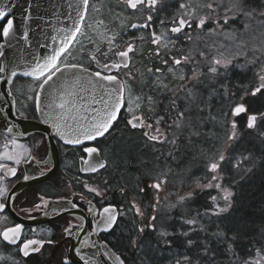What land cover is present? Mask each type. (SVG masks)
Here are the masks:
<instances>
[{
    "label": "flooded vegetation",
    "instance_id": "flooded-vegetation-1",
    "mask_svg": "<svg viewBox=\"0 0 264 264\" xmlns=\"http://www.w3.org/2000/svg\"><path fill=\"white\" fill-rule=\"evenodd\" d=\"M91 2L89 0L81 34L88 21ZM143 6L139 5L138 8ZM146 25L139 30L130 29L129 33L132 35L134 31H145L151 37L147 55L153 64H149V77L141 76L143 72L140 70L134 77L125 73L136 51L135 42L138 44L139 40L129 39L133 49L129 56V67H121L110 74L123 84L124 106L112 128L103 137L85 141L78 146L64 144L55 138L58 157L54 162L50 159L45 135L36 133L25 139H17L0 132V204L4 205L0 210V264H47L51 259L55 264H73L69 258L72 242L68 238V229H85L91 243L98 241L108 246L124 264H129V256L140 257L144 254V247L157 243L156 237H159L163 228L162 222L166 220L173 223L175 228L176 223L182 219L185 221L186 217L180 214V208L190 206L195 195H191V179L185 180L181 186L172 180V172H159L163 169H155L151 175L141 174L139 179L132 177L128 174V171L134 170L132 167L125 171L114 161L115 150L122 141L133 143L138 156L162 160L164 163L173 159L207 158L209 144L211 153L216 145L226 140L228 151L222 152L219 157L216 153L217 172L226 156H235L239 142L245 135L255 141L264 133V87H261L264 81L259 78L264 75V58L260 59L261 62L255 58L247 75L234 67L209 74L204 69V62H198L199 65L192 62V40L197 35L194 22L191 29L185 27L180 33L170 31L174 26L166 27L169 40L161 37L160 25ZM153 33L161 37L159 43H153ZM185 33H190V38ZM81 34L73 48H77ZM180 35L184 38L178 39ZM127 48L121 51H127ZM93 55L96 60L91 59ZM92 56H87V64L81 61L74 64L91 73H104L100 67L105 63H118L117 54L112 59L107 57L108 60L97 54ZM177 56L181 57L179 65L175 64ZM184 57L191 60L186 61ZM59 66L65 67L60 63ZM176 69L184 71L181 87H154L156 77L167 72L174 73ZM194 74L198 75L197 79ZM208 77L213 80L210 91L205 84ZM134 79L138 80V87H129ZM198 80L199 85L196 86ZM257 87H260L259 92L255 91ZM243 92L247 97L243 98ZM132 100L136 107L139 105L136 109L130 103ZM208 103L212 106L210 114L204 111ZM240 105L246 110L236 114L234 110ZM15 114L20 119L40 123L33 102L20 105L15 97ZM208 116H216L219 120L212 122ZM251 116H256V121L250 128L248 124ZM138 120L143 121L142 126L133 127ZM149 124H152L151 128ZM157 128L159 131H156ZM145 132L157 139H150L144 135ZM84 147H95L98 151L89 157L83 152ZM9 156L12 158L9 159ZM96 158L104 167L92 171L84 160L97 163ZM10 169L15 170L14 175ZM52 172L51 178L42 180L43 176ZM157 183L160 184L159 189L153 187ZM90 188L95 191H89ZM199 194L197 204L206 208L207 199L202 192ZM105 207H114L117 216L115 224L107 231L97 223ZM15 225H21L22 229L17 243L12 244L3 239L2 233ZM28 240L40 242L33 246L38 247L39 251H30L25 256L21 249Z\"/></svg>",
    "mask_w": 264,
    "mask_h": 264
},
{
    "label": "rangeland",
    "instance_id": "rangeland-1",
    "mask_svg": "<svg viewBox=\"0 0 264 264\" xmlns=\"http://www.w3.org/2000/svg\"><path fill=\"white\" fill-rule=\"evenodd\" d=\"M202 2H205V0H161V3H158L155 9H148L143 6L133 11L124 0H92L88 21L85 23V30L81 34L80 42L77 48L72 47L69 50L60 64H74L76 61L87 64V56H92V54L100 55L104 60H108L107 57L112 59L116 53L128 47L130 44L129 39L134 38L139 39L138 44L135 42L136 51L131 57L130 68L125 73L134 77L140 70V72H143L141 76L148 78L149 64H153L152 59L147 55L150 50L151 37L145 31H134L131 35L129 31L132 25L158 24L161 29V37L169 40L166 27L176 26L174 21L184 16L186 12V9L181 8L180 5L191 3L195 6ZM259 2L260 0H253L254 5L259 4ZM198 12L203 15L207 10L198 9ZM149 15L152 17L151 20L147 19ZM184 18L192 19L196 24L190 14ZM214 19V16L211 17L209 23H213ZM232 32L233 29H228L227 26L223 29L217 28L215 34H211V29L208 28L207 24L203 30L197 28V35L192 40L194 48L193 53L190 54L193 57L192 62H204L206 66L204 69H207V72L212 74L213 72L210 71L211 67H217V72L219 69L226 68L215 65V59H220L222 62L231 61L227 66L229 69L234 67L235 70L238 69L243 75H247L250 66L253 64L251 61L256 58L257 61L261 62L260 59L264 58V34H262L260 28L248 34L236 31L234 35H230ZM177 38L183 39L184 36ZM241 40L246 42L247 47H240ZM110 48L112 51H109ZM255 49H259V51H255ZM206 56L209 58H206ZM176 59H181V57L177 56ZM188 60L190 61L191 59ZM142 65L143 71L141 70ZM202 72L205 74L204 70ZM194 75L195 79H197L198 75ZM181 76H183V79H181ZM184 78V71L176 69L174 73L167 72L165 75L156 77L154 79V87L160 89L179 88L182 86L180 83L181 81L184 82ZM137 81L136 79L132 80L131 86H128L132 88L138 87ZM36 83L35 81H25L21 78L15 81L12 93L17 98L18 104L33 102L28 98L34 95L32 89L36 87ZM205 84L206 87L210 88L209 91L212 90L213 80L210 77L207 78V83L205 81ZM198 85L199 80L196 86ZM242 95L243 98L247 97L244 92ZM209 96L212 97V95ZM130 103L134 105V109L137 108L135 101L132 100ZM214 115L217 114L214 113ZM196 116L198 117V115ZM210 119L212 122L219 120L216 116ZM227 144L228 141L224 140L221 144L216 145V149H213L211 153V145L209 144V155L203 159L195 157L181 160L173 159L163 163L162 160L146 158L147 162L142 167V174L151 175L155 169L156 171L163 169L159 172H172V180L181 186H183L185 180L191 179V195H195L193 198L199 195V192L205 195L208 205H210L208 210H204L202 216H198L199 213L196 210L197 216H190L189 219H185V223L181 221L179 225L180 228H185L188 236L195 233L200 235V238L197 239L201 241L203 253L204 255L210 253L211 259L217 260L214 264H239L240 253L244 250L253 252L252 255H249L248 264H264V222L259 224L260 227L253 230L250 235L245 236L241 243L240 239L233 233L231 225L234 220V214L232 213L235 194L233 186L239 188V196L241 188L247 187L248 189L249 187L250 189L256 182L264 179V133L259 138H256L255 141L245 136L239 142L238 153L234 157L226 156L217 172L210 171L211 164L217 163L216 153L218 152L217 157H219L222 152L228 151ZM118 166L120 167L119 163ZM122 168L125 171L129 169L125 166ZM132 172L128 171V174H132ZM216 185H219V188ZM225 189L232 193L230 201L223 199ZM213 197L216 199L213 200ZM239 200H235V207L238 205ZM220 209L225 210L220 211ZM189 221L192 222L189 223ZM166 223L167 221L165 220L161 226ZM237 229L238 227H236V231ZM162 233L164 234L162 235ZM166 235L167 232L163 231L162 228L159 237H156L157 242L164 245L166 243ZM247 247L249 249H246ZM165 254L166 252H162L160 255ZM167 255L176 256L174 253Z\"/></svg>",
    "mask_w": 264,
    "mask_h": 264
},
{
    "label": "water",
    "instance_id": "water-1",
    "mask_svg": "<svg viewBox=\"0 0 264 264\" xmlns=\"http://www.w3.org/2000/svg\"><path fill=\"white\" fill-rule=\"evenodd\" d=\"M74 4L80 5L79 12L73 9L72 5ZM0 11L8 13L5 19L13 20L16 31V37L12 39L11 43L2 40L1 43L5 46L0 48V53L3 54L0 55V69H3L0 71V132L17 139H25L36 133L45 135L50 159L56 162L58 149L54 139H59L63 143L64 141L57 134V129L53 125L52 119L49 118L50 114L54 115L60 109L56 108L53 113V110L48 107L50 101L56 99L58 102L60 97H67L73 107L90 120L96 111L104 107V104L100 102V97L103 95L106 101L109 99L106 90L102 89L100 85H106L108 89L117 87V85L109 84L107 81L97 83V78L93 73L84 72L83 68L65 70L62 76L57 73L53 77V81L49 82L50 87L45 86L46 91L41 95L43 111L37 110L40 123L18 118L15 114V98L11 92L13 83L18 78L35 80L33 77L25 76L24 72L31 71L37 63L42 64L53 54L59 53L61 44L57 37H62L65 32L70 33L77 26L82 28L87 10L84 12L82 0H0ZM80 12L84 13L83 16L80 15ZM3 23L4 21H0V24ZM141 28L144 27L138 25V27H132L131 30ZM131 52L127 57L118 55V64H121V67H129ZM124 62L127 63V67L123 66ZM13 70L16 72L15 76L12 75ZM100 70L107 74L117 71L115 68L106 70L104 67H100ZM77 78L84 85L83 87L75 82ZM117 81L121 94L124 95L123 84L118 79ZM96 162L97 165L101 164L98 158H96ZM53 174L54 172L43 176L42 180L51 178ZM68 238L72 242L69 258L73 264H85L89 258L94 260L95 264H120L122 260L108 246L98 241L91 243L86 236L85 229L68 232ZM85 241L88 243L85 244ZM47 264L55 263L51 259Z\"/></svg>",
    "mask_w": 264,
    "mask_h": 264
},
{
    "label": "snow or ice",
    "instance_id": "snow-or-ice-1",
    "mask_svg": "<svg viewBox=\"0 0 264 264\" xmlns=\"http://www.w3.org/2000/svg\"><path fill=\"white\" fill-rule=\"evenodd\" d=\"M124 2L133 10L137 9L139 5H144L146 7L155 9L157 4L161 3V0H124ZM82 3L84 5V12H86L89 0H82ZM72 7L74 10L79 12V4H74L72 5ZM180 7L186 9V12L184 16H181L174 21L176 26L170 29L172 33H180L184 30L185 27L189 29L193 27V20L184 18L185 16H188L190 14L191 17L196 21V28L203 30L205 28V25L207 24L208 28L211 29V34H215L217 28L223 29L225 28V26H227L228 29H233V32L230 33V35H234L236 31H239L242 34H248L250 32H254L257 28H260L262 34H264V0H260L259 4L257 5L253 4V0H205V2L199 3L195 6H193L191 3H188L181 4ZM198 9H206L207 12L203 15H200ZM83 14L84 13L80 12V15L83 16ZM7 16L8 13L6 11H0V21H4L3 24H0V40L11 43L12 39L16 37V31L14 29L13 20L5 19V17ZM213 16L215 17L213 23H209V19ZM147 19L151 20V15H149ZM161 23H163V21H161ZM147 26L148 25L146 24L139 25V27ZM132 27L135 28L138 27V25H132ZM80 33L81 27L77 26L73 28L70 33L65 32L62 37L58 36L57 38L60 39L61 44L60 52L50 56L42 64L37 63L34 67H32L31 71L24 72L25 76L33 77L37 81L36 87L32 89L34 95L28 98L33 101V105L36 110H39L41 112L43 111V108L41 106V95L46 91L45 86L50 87L49 82L53 81V77L56 76L57 73H60L62 76L65 70L78 68V65L76 64H65V67L61 68L59 66V63L60 57L69 52L71 44L76 42L77 35ZM185 35L189 36L190 38V33H185ZM153 37V43L160 42L161 37L156 36L155 33H153ZM25 39H27V37H25ZM4 46L5 45L3 43H0V48H3ZM240 47H247L246 42L241 40ZM132 50V46L129 45L127 51H120L116 54L120 57H127L128 53ZM109 51H112V49L110 48ZM255 51H259V49H255ZM0 55L3 54L0 53ZM91 59L96 60V57L93 55ZM184 59L187 61L188 58L184 57ZM230 62L231 61L222 62L220 59L214 60L215 65L222 67H227ZM251 62L254 63L255 58ZM97 63H99V61H97ZM180 63V59L175 60L176 65H179ZM121 66L122 65L118 63L112 65L105 63L103 65L104 69L106 70L110 68L119 69ZM123 66L127 67L128 65L126 62H124ZM0 71H3V69H0ZM83 71L87 72L88 70L83 69ZM157 71H159V69H157ZM210 71L216 73L217 67H211ZM12 75H16L15 70H13ZM93 75L97 78V83L99 81H107L109 84L117 85V87L108 89L106 85H100L102 89L106 90V94L109 96V99L106 101L103 95L100 97V102L104 104V107L96 111V113L91 117L90 120L87 116L81 114L78 109L74 108L67 97H60L58 102L56 99H52L48 105V107L53 110V113H55L56 108L60 109L58 113H55L54 115L50 114L49 118L52 119L53 125L57 129V134L65 144L81 145L85 141H93L97 139V137L104 136L112 128V124L117 119L121 107L124 106V98L121 94V89L118 84L117 77L107 74L106 72L102 73L99 71L93 73ZM259 78L260 80L264 81V75H260ZM57 79H59V77H57ZM181 79H183V76H181ZM75 82L77 84H80L81 87L84 86L83 84H81L79 78H77ZM261 87H264V85H261ZM255 91L259 92L260 87H257ZM137 99L139 100V98ZM148 99L151 98L149 97ZM138 106L139 105L137 104V107ZM128 110L131 111V108L129 107ZM245 110L246 109L242 105H240L237 106L234 111L236 114H239L240 112H243ZM73 113H75V115H73ZM179 115L183 116V113H180ZM160 119H163V117H161ZM69 121H72V123H69ZM81 121H83V123H81ZM255 121L256 116H251L248 127H253ZM129 123H131V121H129ZM156 123L158 124L159 121H156ZM142 124L143 121L138 120V123L133 124L132 126L137 127L142 126ZM148 127L151 128L152 124H149ZM233 127H235V125H233ZM9 131H11V129H9ZM156 131H159V128H157ZM144 135L149 136V138L153 140L157 139V137L151 136L148 132H145ZM82 150L83 152L87 153L89 157L93 153H96L98 151V149L95 147H84ZM8 158L11 159L12 157L9 156ZM221 159H223V157H221ZM84 163L88 164L89 168L92 171H96L97 167H104L103 164L97 165V163L95 162L89 163L87 159L84 160ZM210 168L212 171H215L218 168V164L212 163ZM9 171L12 172L13 175L15 174L14 169H10ZM153 187L159 189L160 184L157 183L153 185ZM216 187L219 188V185H216ZM89 191H95V189L90 188ZM96 194L99 195L98 192ZM231 196L232 193L225 189L223 199L225 201H230ZM212 199L215 200L216 198L213 197ZM3 208L4 205L0 204V210H2ZM224 210L225 209H220V211ZM137 213L139 214L138 209ZM99 215L100 219L97 221L98 225L102 226L106 231L110 230L116 222V209L114 207H105L103 208L102 213H100ZM152 219L155 220V217H152ZM191 222L192 221H189V223ZM21 229V225H15L13 227L6 228V230L2 233L3 239L12 244L17 243V240L19 239V235L21 233ZM67 231L71 230L68 229ZM140 231L143 232L144 229L141 228ZM163 234L164 233H162V235ZM38 243L40 242L35 240H28L23 243L21 251H23L25 256L29 255L30 251H39L38 247H33ZM49 243H51V241H49ZM87 243L88 241H85V244ZM117 259L119 258L117 257ZM185 259H187V257H185ZM85 264H95V261L89 258L85 261ZM120 264H123L122 260L120 261Z\"/></svg>",
    "mask_w": 264,
    "mask_h": 264
},
{
    "label": "trees",
    "instance_id": "trees-1",
    "mask_svg": "<svg viewBox=\"0 0 264 264\" xmlns=\"http://www.w3.org/2000/svg\"><path fill=\"white\" fill-rule=\"evenodd\" d=\"M2 40H0L1 42ZM214 104V103H213ZM212 104V105H213ZM204 111H207L209 114L211 113L212 106L210 103L204 107ZM193 110V109H192ZM194 111V110H193ZM210 119V117L208 116ZM246 136V135H245ZM115 158L114 161L116 164L119 163L120 167L133 168V172L131 174L135 179H139L142 174V167L146 164V160L143 157H140L136 154V148L133 143L128 141H122L117 149L115 150ZM238 151L235 153V155ZM234 157V156H233ZM264 178V176H263ZM233 186L234 191V202L232 213L234 214V220L232 225V231L235 235L240 239V243L244 240L245 236L250 235L253 230L259 228L262 222H264V179L256 182V184L249 189L247 187H243L240 190ZM240 197V200H239ZM200 199V194L192 199L191 205L187 208H180V214H184L186 219L190 218V216H197L196 210H198V216H202L204 210H208L210 205L206 204V208L197 204ZM238 201V205L235 207V200ZM199 219V218H198ZM182 222L185 221L182 219ZM180 222L176 223V227L170 224L168 221L163 226V231L167 232L165 236L164 245L157 242L155 244H151L148 248L144 247V254L140 257L129 256L128 263L129 264H214L217 262L216 259H211L210 253L208 255H204L202 250V245L200 239V235L197 233L186 234L185 228H180ZM236 227H238L236 231ZM264 229V228H263ZM172 233V234H171ZM174 235V237H173ZM197 236V237H196ZM246 249H249L248 247ZM162 252H166L165 255H160ZM174 253L176 256L171 257L167 254ZM253 252L244 250L240 253V262L239 264H248L249 255H252ZM173 255V254H172ZM187 257V259H185ZM148 259V260H147ZM213 262V263H210Z\"/></svg>",
    "mask_w": 264,
    "mask_h": 264
}]
</instances>
